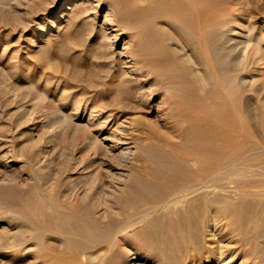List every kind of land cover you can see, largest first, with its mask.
Masks as SVG:
<instances>
[{"label":"rangeland","instance_id":"1","mask_svg":"<svg viewBox=\"0 0 264 264\" xmlns=\"http://www.w3.org/2000/svg\"><path fill=\"white\" fill-rule=\"evenodd\" d=\"M66 1L0 0V264H148L128 242L154 216L123 228L137 207L127 215L120 200L132 185L158 193L141 167L165 160L152 141L171 135L184 108L173 117L153 75L127 62L134 14L113 0ZM209 1L236 15L239 31L264 32V0ZM150 4L147 19L161 7ZM252 154L263 176L264 152Z\"/></svg>","mask_w":264,"mask_h":264},{"label":"bare ground","instance_id":"2","mask_svg":"<svg viewBox=\"0 0 264 264\" xmlns=\"http://www.w3.org/2000/svg\"><path fill=\"white\" fill-rule=\"evenodd\" d=\"M150 1L113 0L136 16L127 62L153 75L173 117L184 114L171 135L152 141L165 160H142L140 179L158 193L132 185L121 197L127 215L137 207L123 228L154 216L128 244L150 264H236L238 253L264 264V175L250 159L264 152V130L256 137L252 129L264 108V32L239 31L236 15L209 0H155L161 7L147 19Z\"/></svg>","mask_w":264,"mask_h":264}]
</instances>
